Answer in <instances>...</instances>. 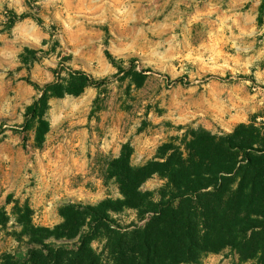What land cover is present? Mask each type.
I'll return each instance as SVG.
<instances>
[{
  "label": "rangeland",
  "instance_id": "374dc122",
  "mask_svg": "<svg viewBox=\"0 0 264 264\" xmlns=\"http://www.w3.org/2000/svg\"><path fill=\"white\" fill-rule=\"evenodd\" d=\"M264 0H0V256L24 258L13 207L28 203L37 226L62 222L69 202L119 199L110 164L124 146L131 164L157 157L189 129L231 133L264 124ZM14 14L26 18L13 20ZM111 56V58H110ZM135 61L141 81L119 73ZM82 70L96 80L80 96L49 100L50 131L41 148L26 114L43 86ZM146 75V76H144ZM32 82V83H31ZM26 128H29L27 130ZM158 175L143 188L156 194ZM10 201V203H8ZM123 225L136 212L114 215ZM101 251V246L94 243ZM199 264L242 262L230 249Z\"/></svg>",
  "mask_w": 264,
  "mask_h": 264
},
{
  "label": "trees",
  "instance_id": "16d2710c",
  "mask_svg": "<svg viewBox=\"0 0 264 264\" xmlns=\"http://www.w3.org/2000/svg\"><path fill=\"white\" fill-rule=\"evenodd\" d=\"M263 16L264 4L260 21ZM26 17L14 14L13 20ZM112 64L136 82L146 72H138L134 60L129 68L123 60ZM104 81L70 70L65 76L55 72V80L43 86L33 84L41 95L25 117L37 124L36 146L44 145L50 131V99L80 96ZM131 156L124 146L110 164L121 198L66 203L59 211L62 222L52 228L35 225L31 206L15 202L20 231L13 235L29 249L24 258L2 253L0 264H199L227 249L242 262L264 264V124H240L226 134L189 129L143 166H133ZM155 175L165 181L157 194L143 188ZM126 210L135 211L137 221L123 225L114 218ZM9 218L0 212V228H7Z\"/></svg>",
  "mask_w": 264,
  "mask_h": 264
}]
</instances>
